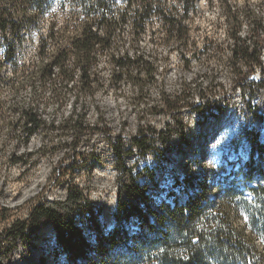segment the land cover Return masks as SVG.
I'll return each mask as SVG.
<instances>
[{"label": "rangeland", "instance_id": "obj_1", "mask_svg": "<svg viewBox=\"0 0 264 264\" xmlns=\"http://www.w3.org/2000/svg\"><path fill=\"white\" fill-rule=\"evenodd\" d=\"M78 1L45 0L40 11L28 5L19 28L0 38V248L9 247L2 238L6 230L25 222L37 204L64 201L68 186L78 188L92 207L93 214L74 215L86 241L94 244L90 225L94 217L101 233H110L117 206L118 161L133 170L139 185L146 183V197L153 204L171 203L174 195L181 196L174 185L175 177L182 179L178 167L205 178L213 194L233 179L242 186L246 141L239 120L243 94L236 83L227 18L230 10L239 23V37L246 39L252 34L251 19L260 20L264 29V0H195L187 13L181 0H150L156 12L141 22L136 19V25L133 10L139 0L130 9L128 0H114L103 12L91 15L96 22L102 14L111 15L115 23L110 51L96 53L93 96L63 90L61 99L55 101L49 89L39 90L33 74L52 52L46 46L44 56L40 54L49 27L76 30L86 22ZM161 9L163 14L158 13ZM120 14L127 16L120 18ZM173 17L187 30L180 41L165 31L163 18ZM56 43L64 45V39L48 40L47 45ZM8 44L14 48L10 57L5 55ZM123 55L132 59L141 55L153 67L141 93L133 87L135 68H130V76L113 78L116 70L110 57ZM260 61L264 69V49ZM236 68L243 74L246 71L239 61ZM258 71L257 67L254 75ZM252 77L248 80L253 81ZM244 95L252 94L246 90ZM161 97H179L204 109L202 115L195 114L186 105L175 112L184 126L183 137L172 133L164 144L161 135L167 125L175 123L159 102ZM28 109L46 126L26 138L22 125ZM259 109L264 138V109ZM72 112L84 118L82 135L62 125ZM139 134L150 137L155 147L148 155H138L132 144ZM245 195L251 198L248 191ZM133 222L134 216L121 225L126 229ZM10 255L9 264H67L49 223L27 229Z\"/></svg>", "mask_w": 264, "mask_h": 264}, {"label": "trees", "instance_id": "obj_2", "mask_svg": "<svg viewBox=\"0 0 264 264\" xmlns=\"http://www.w3.org/2000/svg\"><path fill=\"white\" fill-rule=\"evenodd\" d=\"M194 1L181 0L185 13L193 7ZM44 2L0 0V38L8 31L15 32L19 28L26 6L40 11ZM78 2L86 22L83 21L76 30L68 26L62 30H56L54 25L49 27L46 40L40 44V54L44 56L46 46L52 52L39 63L33 74V80L39 82V90L49 89L55 101L61 99L63 90L71 92L74 89L93 96L96 53L108 52L112 46L110 38L115 31L112 16L102 14L96 22L91 15L103 12L106 6L113 5L114 0ZM132 4L135 0H128L127 9ZM151 7L150 0H139L133 10V25H136V19L141 22L155 13L156 10ZM163 12V9L158 11L159 14ZM228 13L227 24L233 40L231 55L236 62L233 68L237 69L236 83L243 95L247 90L253 96L246 103L242 95L241 103L246 117L241 132L247 150V159L241 167L242 186L233 179L213 194L205 178L195 177L178 167L182 179L175 177L174 185L180 188L181 196L174 195L171 203L160 201L155 205L146 197V183L139 185V177L134 175L133 170L118 161L117 206L110 233L103 235L94 217L90 222L94 244L91 246L86 241L74 223V215L78 212L93 214L92 207L78 188L68 186L64 201L37 204L25 222L3 233V242L9 243V247L0 248V264H9L14 243L24 236L27 229L36 230L48 223L53 226L56 242L64 251L67 264H264V138L260 135L262 118L253 109L252 102V99L256 100L255 106L264 109V69L260 61L264 49V29L260 20L251 19L252 34L241 39L238 35L239 23L235 16L230 15V10ZM125 16L120 14V18ZM163 21L166 33L176 40L180 41L187 34L176 18H163ZM67 33L68 36H65ZM63 39L64 45H47L48 40L59 42ZM13 53V46L8 44L5 55L10 57ZM237 61L245 67L244 74L236 68ZM109 62L116 70L113 78L120 79L124 74L130 76V68H135L137 81L133 87L140 93L144 89L143 81L153 75V67L141 55L133 59L129 55L112 56ZM257 67L260 74L263 73L261 79L249 81ZM159 102L169 110L175 123L167 125V132L161 135L163 144L172 133L183 137L184 126L176 119L175 112L189 105L195 114L204 113L201 107L186 103L179 97H161ZM83 124V116L74 112L62 123L78 135L83 134ZM22 126L28 138L45 128L46 124L32 109H28ZM132 144L139 150L138 155L145 156L155 150L147 135L135 136ZM116 155L119 156L118 151ZM232 174L238 177V173ZM245 191L251 194V198L245 195ZM132 216L136 218V223H130L124 229L121 224H127Z\"/></svg>", "mask_w": 264, "mask_h": 264}, {"label": "bare ground", "instance_id": "obj_3", "mask_svg": "<svg viewBox=\"0 0 264 264\" xmlns=\"http://www.w3.org/2000/svg\"><path fill=\"white\" fill-rule=\"evenodd\" d=\"M252 102H253V109L256 111V113H257L258 115H263V114H262V111H257L258 108L255 106V104L257 103L256 100L254 101V99H252ZM240 109L242 110L241 105H240ZM244 120H245V115H244V112H242V113H241L240 120H239V121H243V124H242V125H245V124H244ZM243 159H244V158H243Z\"/></svg>", "mask_w": 264, "mask_h": 264}, {"label": "built area", "instance_id": "obj_4", "mask_svg": "<svg viewBox=\"0 0 264 264\" xmlns=\"http://www.w3.org/2000/svg\"><path fill=\"white\" fill-rule=\"evenodd\" d=\"M259 77H260V72L258 71L255 75H253L252 79H253L255 82H257V81H259V79H260ZM244 96H245V95H244ZM250 97H253V96H246V97L244 98V100H245L246 103H248V100H249ZM241 101H242V99H241ZM257 111H262V110L258 109Z\"/></svg>", "mask_w": 264, "mask_h": 264}]
</instances>
